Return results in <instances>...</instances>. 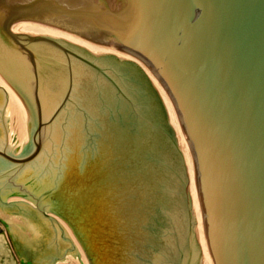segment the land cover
<instances>
[{"label": "water", "instance_id": "obj_1", "mask_svg": "<svg viewBox=\"0 0 264 264\" xmlns=\"http://www.w3.org/2000/svg\"><path fill=\"white\" fill-rule=\"evenodd\" d=\"M45 35L102 54L93 55L97 63L89 62L96 72L73 59L66 65L64 56L45 45L65 46ZM111 45L141 59L162 84L141 63L182 153L140 68L121 61L127 58L135 65L139 59ZM1 57L0 72L10 71L19 112L12 140L0 119V188L1 175H6L13 189L14 181L54 202L51 187H33L38 181L31 171L5 161L37 144L35 154L44 150L26 169L46 163L56 168L55 175L46 172V179L52 186L59 183L65 170L58 134L47 133V141L42 134L35 141L29 123L36 122L37 112L51 118L62 99L59 107L68 97L78 101L85 96L84 108L100 125L87 121L94 136L84 143L76 115L69 139L72 145H85L86 187L80 193L86 191L87 199L102 197L105 207L95 205L90 213L99 214L90 220H103L104 236L115 244L111 256L121 257L118 264H181L182 256L184 264H264V0H0ZM107 60L116 64L108 72L102 63ZM123 65L132 75L128 81ZM0 88L1 106V76ZM148 107L157 116L147 113ZM15 192H0L6 196L0 222L9 230L8 241L0 230V256L6 264H54L53 258L66 251L78 253L60 217L54 216L53 224L33 208L51 209L31 198L13 200ZM190 232L198 250L193 259ZM97 240L107 252L106 242Z\"/></svg>", "mask_w": 264, "mask_h": 264}, {"label": "rangeland", "instance_id": "obj_2", "mask_svg": "<svg viewBox=\"0 0 264 264\" xmlns=\"http://www.w3.org/2000/svg\"><path fill=\"white\" fill-rule=\"evenodd\" d=\"M5 128H6V130L8 129V132H9V120L5 121ZM13 194H17V195H11V199H13V200H20V199H24V198L33 199L34 194H35L36 196L39 197L36 201H38V202L42 203L43 205L47 206L49 209H52V211H54L56 208H58L56 205H54L48 199H46V198H44V197H42V196H40L39 194H36V193H32V192H29V191H28V193H22L21 191H19V192H15ZM0 230L2 231V235H3L4 239L8 241L9 240V230L6 227H4L1 222H0ZM71 233H72V231H71ZM78 248H79L78 253H75V252H72V251H66L63 255L54 257L53 258V263L54 264H88V260L85 257L84 252L82 251L81 247L78 246ZM70 254H72V255H70ZM72 256H75V258L72 257ZM63 260H66V261H64L62 263L61 261H63Z\"/></svg>", "mask_w": 264, "mask_h": 264}, {"label": "bare ground", "instance_id": "obj_3", "mask_svg": "<svg viewBox=\"0 0 264 264\" xmlns=\"http://www.w3.org/2000/svg\"><path fill=\"white\" fill-rule=\"evenodd\" d=\"M1 60H3V57H1L0 61ZM5 68H6V64H5ZM7 70H8V72L4 73L3 76L7 80V82H9V83L6 82V80L2 77L1 74H0V76H1V78L3 80V84H4L5 97H7V99L5 100V104L3 102V105H4V107H3V112H4L3 118L6 120H9V132H8V129L7 130L5 129V136L8 140H12L14 135H15L14 122L18 118L19 103H18V95H17L16 86H15L14 81H12L13 79L11 77V74H10L8 67H7ZM8 78H9V80H8ZM77 245L79 246L78 242H77ZM70 255H72V254H70ZM72 257L75 258V256H72ZM64 261H66V260H63L61 262L63 263Z\"/></svg>", "mask_w": 264, "mask_h": 264}]
</instances>
